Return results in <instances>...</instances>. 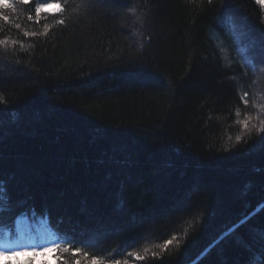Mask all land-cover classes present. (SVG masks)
Masks as SVG:
<instances>
[{
  "label": "trees",
  "instance_id": "obj_1",
  "mask_svg": "<svg viewBox=\"0 0 264 264\" xmlns=\"http://www.w3.org/2000/svg\"><path fill=\"white\" fill-rule=\"evenodd\" d=\"M9 2L0 239L17 241L24 217L36 242L67 237L105 264L113 253L120 264H249L264 252V2L60 0L65 11L39 22V0ZM48 254L2 264L70 256Z\"/></svg>",
  "mask_w": 264,
  "mask_h": 264
},
{
  "label": "snow or ice",
  "instance_id": "obj_2",
  "mask_svg": "<svg viewBox=\"0 0 264 264\" xmlns=\"http://www.w3.org/2000/svg\"><path fill=\"white\" fill-rule=\"evenodd\" d=\"M22 3L28 4L31 3L32 0H21ZM209 3L212 2V0H208ZM258 2H264V0H258ZM0 9H12L15 11V6L9 2V0H0ZM65 11V6L60 2V0H53V2H49V0H39V2L34 4V12L36 17V22H39L41 13H63ZM0 19H3L5 22H8V16L4 12H0ZM29 19H32L31 16H29ZM57 24H63V19H58L56 21ZM17 28L20 27L19 24L16 25ZM47 25H45V33H47ZM25 36H35L37 33H24ZM6 41H0V44H5ZM23 46V45H22ZM264 63V62H262ZM262 72H264V68L261 69ZM248 93L244 92L242 99L245 103V105L248 104L247 100ZM3 101V97H0V102ZM261 112H264V105H259ZM236 115L239 117L240 112L237 110ZM243 127L247 129L248 127V119L246 118L245 121H243ZM258 131H264V121H261V127L258 129ZM241 139L240 136L236 137L237 142ZM5 199H7L6 195L0 196V212H3L5 210L4 208V202ZM250 218V217H249ZM242 223L247 222V218L242 219ZM259 234L261 237V240L264 241V228L259 230ZM235 234L233 233V236ZM173 240L176 239L175 237L172 238ZM172 241L168 240L164 244L160 245L162 248H167L169 244H171ZM11 244H15V246H11ZM90 246L87 244H82L79 246H76L75 242L72 239H69L67 237L58 240H53L51 243L48 244H40V245H22L19 240L17 241H6L2 245H0V258L6 257V256H42L46 253H68L70 254L69 257H64L62 255H58L54 257L58 260H63V264H68V261L70 258L72 259V264H81L80 257H84L85 259H90L91 264H105L106 258L103 257V254H93L90 256L88 251H85V248H89ZM147 251V249L145 250ZM123 255V253H121ZM129 256H134L136 259H143V257L137 255L136 253L129 252ZM111 260L113 261V264H120L119 260H116L115 254H111ZM46 264V262H45ZM126 264V262H125ZM249 264H264V252H253L252 255L249 258Z\"/></svg>",
  "mask_w": 264,
  "mask_h": 264
},
{
  "label": "rangeland",
  "instance_id": "obj_3",
  "mask_svg": "<svg viewBox=\"0 0 264 264\" xmlns=\"http://www.w3.org/2000/svg\"><path fill=\"white\" fill-rule=\"evenodd\" d=\"M48 14H52V13L49 12ZM19 222L21 223V228L16 227V233H17V240H19L22 245L31 246V245H40V244L49 243L46 241V239H48V236L46 234L40 235L38 242L35 241V236H37V232H36L37 229H35V227L31 224V222L28 221V219L24 217H20ZM6 241H9L8 234H6L2 239H0V245L5 243ZM11 246H15V244H11ZM30 256L32 255L29 254L27 256L21 255V256L2 257L0 258V264H2V262L7 258H10L17 263L18 262L23 263L26 262L28 259H30ZM48 256L49 254L46 253L42 256H34V257L38 258L37 259L38 263H41L43 261L42 259H45Z\"/></svg>",
  "mask_w": 264,
  "mask_h": 264
},
{
  "label": "bare ground",
  "instance_id": "obj_4",
  "mask_svg": "<svg viewBox=\"0 0 264 264\" xmlns=\"http://www.w3.org/2000/svg\"><path fill=\"white\" fill-rule=\"evenodd\" d=\"M16 227L21 228V223L19 222V219L16 220Z\"/></svg>",
  "mask_w": 264,
  "mask_h": 264
}]
</instances>
